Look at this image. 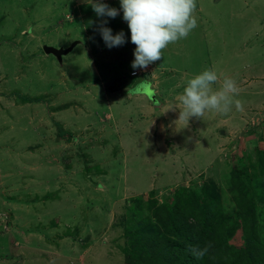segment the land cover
<instances>
[{
	"label": "rangeland",
	"instance_id": "1",
	"mask_svg": "<svg viewBox=\"0 0 264 264\" xmlns=\"http://www.w3.org/2000/svg\"><path fill=\"white\" fill-rule=\"evenodd\" d=\"M99 2L118 15L98 17L85 0H0V264H130L127 222L151 216L149 201L207 181L236 218L228 242L242 246L232 172L264 211V182H252L264 159V0H196L197 27L145 70L131 67L119 0ZM105 20L124 44L105 45ZM74 40L63 63L43 50ZM206 69L218 75L213 90L236 81L243 110L209 111L181 128L179 109L160 112ZM258 235L263 250L264 229Z\"/></svg>",
	"mask_w": 264,
	"mask_h": 264
},
{
	"label": "trees",
	"instance_id": "2",
	"mask_svg": "<svg viewBox=\"0 0 264 264\" xmlns=\"http://www.w3.org/2000/svg\"><path fill=\"white\" fill-rule=\"evenodd\" d=\"M259 172L260 181L252 176L249 179L262 186L263 158ZM239 175V172H232L229 184L233 188L235 214L242 220V246H233L228 242L238 228L232 222L236 218L229 212H223L220 190L210 180L202 187L179 186L170 202L160 204L156 200L149 201L147 207L152 217L148 212L141 220L134 215L135 219L124 226L126 245L123 254L126 261L130 264H264V249L260 250L256 244L259 229H264V211L259 212L256 196L248 194L243 183L238 185L237 190L236 183L241 179ZM259 202L264 210V197ZM159 234L164 240L157 237L155 244H146L148 236ZM205 247L208 251L203 258L197 259L190 252L191 248Z\"/></svg>",
	"mask_w": 264,
	"mask_h": 264
},
{
	"label": "clouds",
	"instance_id": "3",
	"mask_svg": "<svg viewBox=\"0 0 264 264\" xmlns=\"http://www.w3.org/2000/svg\"><path fill=\"white\" fill-rule=\"evenodd\" d=\"M90 4L98 17L115 18L118 10L109 7L99 0H85ZM122 18L130 31V40L135 45L134 60L131 67L146 68L149 64L161 60L163 50L170 43L187 38L197 27L194 15L196 0H119ZM107 21L99 27V32L108 48L125 43L123 32L112 34L105 27ZM218 81V75L213 70H204L188 79L183 92L177 97V102L164 107L160 113L179 109L175 121L182 123L184 128L189 118H202L206 112L213 111L226 115L235 105L237 110H243L242 103L235 99L240 89L236 81L225 77L219 90H213L212 85ZM160 107V105H157ZM208 248H191L190 252L197 259L203 258Z\"/></svg>",
	"mask_w": 264,
	"mask_h": 264
},
{
	"label": "water",
	"instance_id": "4",
	"mask_svg": "<svg viewBox=\"0 0 264 264\" xmlns=\"http://www.w3.org/2000/svg\"><path fill=\"white\" fill-rule=\"evenodd\" d=\"M78 43V40H74L67 47H54L51 45H43V50L47 54H53L58 61H61L62 56L70 52L73 47ZM150 98H153V95H150Z\"/></svg>",
	"mask_w": 264,
	"mask_h": 264
},
{
	"label": "crops",
	"instance_id": "5",
	"mask_svg": "<svg viewBox=\"0 0 264 264\" xmlns=\"http://www.w3.org/2000/svg\"><path fill=\"white\" fill-rule=\"evenodd\" d=\"M80 3H83V2H80ZM79 42V41H78ZM75 47V46H74ZM73 47V48H74ZM69 53V52H68ZM66 55V54H65ZM64 56V55H63ZM63 56H62V59H61V61L60 62H62L63 63ZM152 75H153V83H152V85H151V88H153V87H156V83H155V81L157 80V83H160L161 81H160V79H159V75H158V73H154V72H152L151 73ZM157 89H158V91L157 92H154L155 93V96L156 95H159L161 92L159 91V87H157ZM164 90H166V89H164ZM163 90V91H164ZM123 93H120V96L122 95L123 97L124 96H130L129 95V92L127 93V91H122ZM172 93V92H171ZM170 90H169V92H167V97L169 96V98H170ZM135 94V93H134ZM134 97H136V96H138V95H133ZM141 96H143V94L141 95ZM155 96L153 97L154 98V100H156L157 101V99H155ZM165 96V97H166ZM143 103H145V106L143 107V110H145V112H148L147 110H149V109H152L154 106H153V104H151V102L147 99V101H144ZM169 105V104H168ZM107 116H109V114L107 115Z\"/></svg>",
	"mask_w": 264,
	"mask_h": 264
},
{
	"label": "built area",
	"instance_id": "6",
	"mask_svg": "<svg viewBox=\"0 0 264 264\" xmlns=\"http://www.w3.org/2000/svg\"><path fill=\"white\" fill-rule=\"evenodd\" d=\"M146 68H143V70H145ZM143 70H132L131 72H130V74L131 75H136V74H138V73H140L141 71L143 72Z\"/></svg>",
	"mask_w": 264,
	"mask_h": 264
}]
</instances>
